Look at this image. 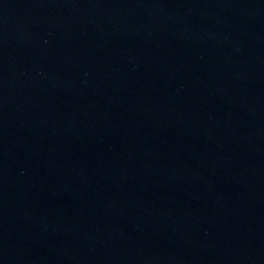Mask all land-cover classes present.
<instances>
[{
    "label": "water",
    "instance_id": "obj_1",
    "mask_svg": "<svg viewBox=\"0 0 264 264\" xmlns=\"http://www.w3.org/2000/svg\"><path fill=\"white\" fill-rule=\"evenodd\" d=\"M0 264H264V0H0Z\"/></svg>",
    "mask_w": 264,
    "mask_h": 264
}]
</instances>
